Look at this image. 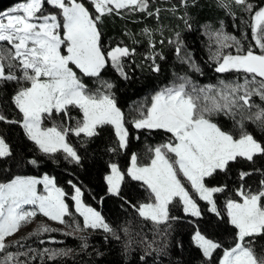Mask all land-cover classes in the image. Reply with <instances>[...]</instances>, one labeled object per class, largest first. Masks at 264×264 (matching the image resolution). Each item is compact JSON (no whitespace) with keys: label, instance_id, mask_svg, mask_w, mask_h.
<instances>
[{"label":"snow or ice","instance_id":"6c2138e0","mask_svg":"<svg viewBox=\"0 0 264 264\" xmlns=\"http://www.w3.org/2000/svg\"><path fill=\"white\" fill-rule=\"evenodd\" d=\"M195 2L181 0L185 8ZM88 3L94 11L81 0H26L0 13V88L10 83L18 86L12 102L20 114L19 120L9 119L0 111V122L21 126L44 156L55 158L62 154L64 159L76 164L80 163L81 156L70 143V136L92 139L101 134L100 129L111 126L115 146L108 149L110 152L119 155L130 143L126 126L129 121L111 92L114 85L104 80L102 74L111 67L120 77L129 79L125 64L136 50L122 43L105 46L100 28L103 18L141 12L159 19L161 11L160 8L150 11V0H88ZM217 3L230 15H235L232 5L250 14L251 40L259 52L252 45L246 48L222 26L212 32L210 35L217 45L214 52L210 49L215 72L240 75L202 87L194 85L187 76H178L179 84L157 92L150 105L140 108L138 117L130 121L138 130H162L170 134L168 142L149 149L153 152L150 163L140 164L137 155L132 154L126 170L118 163H111L110 174L105 177L108 192L114 196H120L126 177L144 186L147 200L132 207L139 217L153 225V239L149 241L145 236L142 241L146 245L145 255L165 251L166 244L159 248L153 245L155 237H166L172 221L179 219L171 214V208L176 205H180L186 215L202 219L197 200L204 201L210 212L223 219L216 197L226 192L227 185L212 186L209 180L229 172L230 165L241 159L253 164L257 157L264 159V141L246 128V121H250L264 131V103L256 102L257 98L264 102V7L254 8L250 0H217ZM144 33L149 37L152 34L147 28ZM176 37L179 61L201 72L190 53L181 55L180 34ZM244 39H248L247 35ZM150 45L155 47L151 41ZM226 48H235L236 54L225 52ZM148 58L153 61V71L159 72L156 56ZM85 77L95 79L99 87L94 91L90 89V80L85 82ZM72 109L79 110L80 119L71 115ZM219 114L234 122L239 135L214 121L213 117ZM57 117L61 122L52 127L44 126L46 120ZM70 120H75L74 126L67 123ZM12 156L10 144L0 136V159ZM28 163L39 167L38 159ZM253 171L262 177L257 188L253 190L241 184L235 190L236 198L227 199L224 206L228 223L236 230L232 246L224 248L221 242L208 238L200 230L194 232L193 242L209 264L219 249H223L219 264H264V168ZM253 171H240L239 179L243 181L253 175ZM68 183L74 190L69 197L74 202V211L65 199L69 194L49 175L42 178L16 176L8 183H0V264H28L20 259L28 253L8 251L14 245L6 240L32 223L38 214L72 229V233L64 235L100 229L119 239L101 213L83 202L82 189L72 181ZM39 185H43V192L38 190ZM77 213L83 218L82 225L76 219ZM53 231L58 229L42 224L30 235ZM123 231L129 234L128 228ZM83 239L82 247L87 248L86 238ZM131 243L129 241L126 248H130ZM71 251L45 248L41 255L47 254L49 259L55 260Z\"/></svg>","mask_w":264,"mask_h":264},{"label":"trees","instance_id":"16d2710c","mask_svg":"<svg viewBox=\"0 0 264 264\" xmlns=\"http://www.w3.org/2000/svg\"><path fill=\"white\" fill-rule=\"evenodd\" d=\"M23 1L25 0H0V13L12 4ZM81 1L90 11H94L88 1ZM250 2L257 9L264 6V0H250ZM156 8L161 9L159 19L141 12L124 13L121 16H105L100 25L103 33L102 43L105 46L115 47L122 43L136 50V54L129 57L125 64L129 79H123L111 67L106 68L102 74L104 80L114 85L112 93L117 106L129 121L126 124L130 140L127 150L121 151L119 155L108 150L115 146V137L113 128L105 126L100 129L101 134L92 139L83 135L70 136V143L81 156L80 163L76 164L64 159L62 154H57L55 158L44 156L27 138L21 126L0 122V136L6 139L13 151L12 157L0 159V183L10 181L15 176L47 174L55 179L58 187L69 194L66 199L73 211V201L69 197L74 190L68 183L72 181L84 192L83 202L98 209L119 236V239H116L103 230L87 229L75 235L52 234L55 243H48V237H39L30 245L37 253L30 251L27 256L20 257L28 264H209L193 242L195 230H200L208 238L221 242L224 248L232 246L236 230L228 223L224 206L227 199L236 198L235 190L241 184L253 190L257 188L262 177L259 172L253 170L264 168L262 158H255V164L241 159L238 163L230 165L229 172L220 173L209 180L212 186L227 185L226 192L217 194L216 197L218 210L223 214V219L210 212L208 205L199 200L197 202L201 207L202 219L186 215L180 205L171 208V214L179 219L172 221L171 230L166 237H155L154 248L167 245L161 254L152 252L151 255H145L146 245L142 241L145 236L149 241L153 239V225L139 217L132 207L133 204L138 205L147 200V193L142 183L126 177L121 186L120 196L108 192L105 177L109 173L111 163H118L122 170H126L132 154H137L139 160L145 163L153 155L149 149L168 142L170 138V134L162 130H138L132 126L130 121L137 118L134 110L138 109L142 101L146 100L149 104L153 95L163 86L179 81L178 76H187L193 78L196 83L202 84H214L224 79L225 76L215 72V65L210 61L206 35L219 30L222 26L227 33L240 39L246 48L252 45L256 52L259 51L251 40L250 14L241 12L235 5H232L234 16L230 15L227 9L218 6L217 0H196L194 5L190 3L187 8L181 4V0H150L149 10L154 11ZM173 8L174 12L171 11ZM182 17L187 19V25ZM145 28L151 31L150 37L144 33ZM177 33L180 34V42L183 45L181 55L185 52L190 53L201 72L193 71L188 63H181L177 58ZM245 35L248 39H244ZM150 41L155 44L154 48L151 47ZM150 55L156 56L155 63L160 66L159 72L153 71V61L148 58ZM89 80L90 78L85 77V82ZM17 87L16 84L10 83L0 88V111L9 119L19 120L20 114L12 102ZM97 87H99L97 81L91 79L89 88L94 91ZM74 112L81 116L79 110L72 109L71 114ZM216 120L228 131L230 129L225 124H231L234 127L231 132L235 135L239 134L240 130L229 118L220 116ZM53 121L61 122L59 117ZM53 121L47 120L45 125H54ZM246 128L258 140L264 141V131L256 125L249 121L246 122ZM31 159H38L39 167L29 164L28 161ZM240 171H253V175L241 181ZM125 227L129 230L128 235L123 231ZM83 238H86L87 248L82 247L85 242ZM41 239L47 242L42 245ZM129 241L132 242L131 247L126 248ZM51 244L58 245L57 249L72 251L69 255L60 256L55 260L49 259L47 254L41 255L43 249L46 246L50 247ZM259 247L258 244L257 251ZM26 250L29 251V246ZM222 254L223 249L217 250L213 254L211 264H219ZM33 256L35 259H31ZM141 256H144L143 260Z\"/></svg>","mask_w":264,"mask_h":264},{"label":"rangeland","instance_id":"374dc122","mask_svg":"<svg viewBox=\"0 0 264 264\" xmlns=\"http://www.w3.org/2000/svg\"><path fill=\"white\" fill-rule=\"evenodd\" d=\"M86 1H88V0H86ZM26 2V0L25 1H23V2H19V3H14V4H12L11 6H9L8 8H6L5 10H3L2 12H6V11H9L12 7H15L16 5H18V4H21V3H25ZM82 2V1H81ZM264 7V6H263ZM1 12V13H2ZM225 31V30H224ZM226 32V31H225ZM206 39H207V45H208V53L210 54V49L214 52L215 50H216V47H217V45L215 44V39H214V37L212 36V35H210V34H208V35H206ZM242 43V42H241ZM244 45V44H243ZM224 51L225 52H228V53H232V54H236V51H235V48H226V49H224ZM259 52V51H258ZM257 52V53H258ZM210 61L215 65V67H216V64H215V62L214 61H212L211 59H210ZM215 70V69H214ZM220 74H222L223 76H225L224 77V79L222 78L221 80H226V81H230V80H233V79H236L240 74H235V73H220ZM84 80H85V78H84ZM95 80V79H94ZM190 80H191V82L194 84V85H196V86H198V87H202V86H205V85H209V84H202V83H196L195 81H194V79L193 78H190ZM93 81V80H92ZM181 81H177V82H175V83H172V84H169V85H166V86H163L162 88H161V90L163 89V88H165V87H169V86H172L173 84H179ZM215 84H218V82H216V83H214L213 85H215ZM111 92H112V89H111ZM159 92V91H158ZM156 94V93H155ZM154 94V95H155ZM153 95V96H154ZM256 102L257 103H264V102H261V101H259L258 100V98L256 99ZM150 103H151V101H150ZM150 103L148 104V102L145 100V101H142V103H141V105H139V107H138V109L136 108L134 111L137 113V116L136 117H138V115H139V109L140 108H142V107H144V108H146L147 106H149L150 105ZM75 110H78V109H75ZM72 116H74L75 117V119H80L81 118V116L80 115H78L76 112H74L73 114H71ZM220 116H223V117H226V118H228L227 116H225V115H223V114H219V115H216V116H214L213 117V119H214V121L215 122H217V123H219L216 119L218 118V117H220ZM231 120V119H230ZM47 121V120H46ZM45 121V122H46ZM53 121V120H52ZM246 122H249V121H246ZM47 123V122H46ZM53 123L55 124V121H53ZM67 123H69L70 125H72V126H74L75 125V120H70V121H67ZM220 124V123H219ZM254 124V123H253ZM221 125V124H220ZM255 125V124H254ZM45 127H52L53 125H44ZM225 126L228 128V129H230V131H232V130H234V127L231 125V124H228V123H226L225 124ZM238 128V127H237ZM239 129V128H238ZM235 132V131H234ZM25 133V132H24ZM239 135V134H238ZM164 143H166V142H164ZM161 144H163V143H160V144H157L155 147H157V146H159V145H161ZM154 147V148H155ZM152 154H153V152H151ZM137 155V154H136ZM153 156V155H152ZM137 157H138V155H137ZM152 158V157H151ZM151 158H150V160H151ZM150 160L149 161H147V162H145V163H142L140 160H139V158H138V162L140 163V164H148V163H150ZM129 166H130V164H129ZM128 166V167H129ZM108 174H110V170H109V173ZM107 174V175H108ZM44 175H47V174H44ZM44 175H42V176H31V177H36V178H42ZM16 177V176H15ZM14 177V178H15ZM13 178V179H14ZM12 180V179H11ZM10 180V181H11ZM10 181H7V182H3V183H8V182H10ZM107 183V182H106ZM107 188H108V185H107ZM38 190L39 191H41V192H43V185H39L38 186ZM73 194H74V192H73ZM194 198H196V197H194ZM66 199V198H65ZM66 202L69 204V202H68V200L66 199ZM204 202V201H203ZM206 203V202H205ZM73 204H74V202H73ZM199 204V203H198ZM69 206H70V204H69ZM73 206V205H72ZM200 206V205H199ZM92 207V206H91ZM71 208V207H70ZM94 208V207H93ZM201 208V207H200ZM208 208H209V206H208ZM94 209H96V208H94ZM97 211H99L98 209H96ZM73 211H74V207H73ZM100 212V211H99ZM101 213V212H100ZM102 215V214H101ZM103 216V215H102ZM192 217V216H191ZM195 218V217H194ZM65 219L67 220L68 219V217H65ZM76 219L81 223V225L83 224V218L82 217H80L79 216V214L77 213L76 214ZM42 224H46V225H48L49 227H51V228H53V229H58V231H53V232H50V233H43V234H40V235H30L31 233H34ZM97 230H100V229H97ZM55 233H72V229H70V228H67V227H65L64 225H60V224H58V223H56V222H54V221H50V220H48L46 217H43L42 215H37L36 217H35V219L32 221V223H30V224H28L27 226H24V227H22L14 236H11V237H9V238H7V240H6V243H8L9 245H14L13 247H10L9 249H8V251H10V252H12V253H16V252H27V253H29L30 251H27L26 250V247L27 246H29V249H35V248H31L30 247V245H32L33 243H35L36 242V240L35 239H37V238H39V237H48L49 238V241H48V243H53L52 241H55L54 240V238H52L51 237V235L52 234H55ZM81 232H75L74 234H70V235H75V234H80ZM194 236V235H193ZM41 241H44V243H41ZM41 241H40V243L43 245V244H45L47 241L46 240H43V239H41ZM20 245H23L22 247L20 246ZM45 248H47V249H56V250H61V249H57L58 248V245H50V247H45ZM36 250V249H35ZM35 253H37V252H34V254ZM33 254V255H34ZM223 255V254H222ZM0 256H2V254H0ZM22 257V256H21ZM221 259H222V256H221ZM220 259V260H221Z\"/></svg>","mask_w":264,"mask_h":264}]
</instances>
